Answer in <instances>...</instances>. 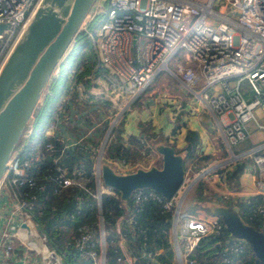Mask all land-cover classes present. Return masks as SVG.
Returning <instances> with one entry per match:
<instances>
[{
  "label": "built area",
  "instance_id": "obj_1",
  "mask_svg": "<svg viewBox=\"0 0 264 264\" xmlns=\"http://www.w3.org/2000/svg\"><path fill=\"white\" fill-rule=\"evenodd\" d=\"M38 2L39 0H0V24L10 26L9 30L0 35V65ZM87 20L84 30L92 39L97 62L107 67L110 73L101 80L108 87H116L124 94L121 111L107 128L91 173L85 171L83 164L68 172L60 161L66 149L89 138L85 135L78 138L66 128L71 122L78 123L81 117L78 108L69 101L60 110L56 121L44 129L45 137L63 143L61 152L54 155V164L46 172L38 173L33 170L31 173V168H38L45 162L47 155L56 152L52 141L42 145L29 143L35 121L33 115L8 163L3 182L5 187L0 189V193L6 192L0 205V257L3 255L6 260L15 255L20 244L29 251L37 252L44 264H65L62 256L46 245L41 226L32 213L38 198L36 193L45 191L48 182L53 184L55 194L79 188L94 198L99 209V236L97 238L93 233L81 234L77 239V247L82 249L89 242H98L99 248L85 251L84 256L92 259L95 264H106L102 196L116 193L103 184L101 165L104 161L118 171L125 167V163L105 161L106 143L125 110L131 107L161 72H170L191 90L202 80L205 81V88L192 92L200 101H207L217 115L229 116V122L223 129L229 149L248 139L251 122L264 130V124L255 115L258 108L264 112V0H98ZM90 25L93 27H89ZM181 50L187 52L196 64V69L190 65H181L175 73L171 71L169 65ZM243 82L248 84L252 99H248L242 92ZM212 87H218L219 91L213 95L206 94V89ZM77 89L79 90L78 87ZM245 156L253 158L260 172L256 180V192L257 195L264 196V143ZM231 157L228 166L237 163L241 156L232 153ZM231 171L227 169L225 176ZM90 183L95 184V190L89 188ZM14 187L18 190L26 187V190L21 192ZM232 194L231 191L225 193V198ZM132 199L136 206L144 201L154 200L165 211H173L175 243L182 264H193L188 256L202 239L217 235L225 227L217 217L202 219L188 214L182 218L180 209L177 210L180 206L178 199L167 200L152 189L137 190ZM82 200L81 196L76 198L77 206H80ZM70 218L73 219L74 216ZM124 221L123 215L118 218V232ZM179 229L184 239L183 255ZM244 242L233 240L229 255L223 259L224 264L230 262L229 256L245 251ZM118 262L140 264L124 252Z\"/></svg>",
  "mask_w": 264,
  "mask_h": 264
},
{
  "label": "trees",
  "instance_id": "obj_2",
  "mask_svg": "<svg viewBox=\"0 0 264 264\" xmlns=\"http://www.w3.org/2000/svg\"><path fill=\"white\" fill-rule=\"evenodd\" d=\"M89 27L93 26L90 25ZM89 43L93 46L87 31L79 32L75 38L74 48L49 82L48 92L44 94V101L41 106L38 105L39 107L34 113L35 121L29 143L42 145L52 141L55 144L56 152L53 155H47L45 162L38 168H31V173L33 170L38 171V173L46 172L54 164V155L61 152L63 143L54 138L45 137L44 129L48 124L56 121L57 115L67 103L70 98L68 96L72 92L69 102L76 103L81 116H87L88 128L92 126V95L84 100L83 105H80L75 101L78 97L76 85L82 84L85 88L84 93H90L92 88L97 86L96 82L110 73L107 67L98 64L95 52L91 55L85 54L84 50L87 49ZM70 59L72 62L69 64ZM63 75H65L64 81L59 85ZM71 76L72 79H70ZM135 104L140 105L141 103L136 102ZM130 111L125 112V119L112 129L105 147V161L137 164L143 157L148 156L149 158L152 154L157 153L156 147L163 143L172 146L177 154L184 157L185 170L191 175L201 172L207 166L210 157L197 154L198 141L195 133H190L186 138V146L183 149H178L162 133L153 132V126L149 122V125H146L148 123H141L138 135H129L126 140L124 137L125 120ZM45 113L47 114L45 115ZM93 113L98 116L99 109ZM40 121L44 126L38 137H35L36 125ZM105 128L101 131L100 136L85 138L79 144L65 150L60 161L68 169V172H71L79 164L84 165L86 172L91 173L93 171L96 155L103 135L107 131L108 123H106ZM173 130L175 132L176 127ZM71 131L78 138L83 133L87 134V129H82L76 125L72 126ZM245 167L246 161L238 162L233 171L227 174V181L233 185H238ZM46 185L45 191L36 193L38 198L32 213L41 226L48 242L47 246L56 250L62 256L65 264H95L92 259L84 256V252L90 249L97 250L99 248L98 242H89L82 249L77 247V239L81 234L93 233L95 237L98 238L99 236V209L94 198L79 188H70L62 194H55L53 184L46 182ZM89 188L95 190V184L90 183ZM15 189L18 190V188ZM207 189L208 185L205 179L198 181L193 187V204L192 206L190 204L183 212L187 215H196L200 210H209L214 202L212 201V194L205 193ZM25 190L26 187L20 188L18 191L23 192ZM115 193L116 195L103 194L102 196L101 212L107 244L106 264H124V262H118V258L123 256L119 247L120 239H125L128 242L132 249L129 255L136 263L178 264L175 249L169 236L172 228L173 211H165L162 205L154 200H147L136 206L132 198L123 201L120 193L118 191ZM78 196L83 197L80 206H77L76 198ZM234 206L245 222L264 232V196L255 195L247 199H240ZM72 215L74 216L73 219L70 218ZM122 215L125 221L121 231L118 232L116 223ZM233 240L234 238L224 227L217 235L204 237L188 259L192 260L193 264H224L223 259L229 255L228 251ZM244 243L245 251L229 256L230 262L226 264H262L248 244Z\"/></svg>",
  "mask_w": 264,
  "mask_h": 264
},
{
  "label": "water",
  "instance_id": "obj_3",
  "mask_svg": "<svg viewBox=\"0 0 264 264\" xmlns=\"http://www.w3.org/2000/svg\"><path fill=\"white\" fill-rule=\"evenodd\" d=\"M97 1L39 0L2 61L0 189L11 156L44 91L74 48L75 38ZM9 28L7 24H0V35ZM156 151L162 157L161 166L139 168L127 174L118 173L110 164L103 163V184L118 191L123 201L130 200L133 193L141 189H152L167 200L176 198L186 183L184 157L167 144L158 145ZM209 171L207 169L196 177L184 195ZM207 213L219 218L234 239L245 241L256 258L264 264V232L245 222L234 205H213ZM173 233H176L175 226ZM179 262L182 264L180 257Z\"/></svg>",
  "mask_w": 264,
  "mask_h": 264
},
{
  "label": "crops",
  "instance_id": "obj_4",
  "mask_svg": "<svg viewBox=\"0 0 264 264\" xmlns=\"http://www.w3.org/2000/svg\"><path fill=\"white\" fill-rule=\"evenodd\" d=\"M192 1L206 2L207 0ZM185 63L186 65H190L193 68H196V64L190 59L188 54L186 56ZM176 81V95H173L171 98L166 100H160V104H151L150 106H148L150 108L149 110L141 109L140 111H138V113L132 112L127 116L128 120L125 122L124 135L126 140L129 135H138V132L140 131L139 125L141 123H148L146 125H149V122L153 126V132L157 134L162 133L165 138L167 137L169 142L174 144L178 149H183L187 144V136L190 133H195L198 141L196 149L197 154L199 156L207 155L210 157L207 166L203 168L201 172L196 173V177L203 173V171L210 169L209 174L203 176L201 179L206 178L205 181L208 185L207 190L211 189L212 191L214 190V192H216L212 194V201L214 202L213 205H234L240 199H247L249 197L257 195L256 180L259 178L260 172L258 171V168L256 167L253 158L246 157L245 155L252 149L264 143V130L259 129L254 122H251L249 124L250 136L248 137V139L239 144L238 146L229 149L226 144V139L223 131L225 125L229 122V116L217 115L211 109L207 101H200L195 97L194 93L192 92V90L201 91L203 88H205V81L202 80L200 84H198L192 90L189 89L180 79L177 78ZM213 89H218L215 92L219 91L218 87H212L206 89L205 93L208 95H213L214 92H211ZM175 127L176 131L174 132L173 129ZM232 153L242 157L238 162L246 161L245 171L240 176L238 185H233L229 183L226 178L227 175L225 176L224 174L227 169H231L233 171L235 165L238 163L237 162L227 167V164L229 165L230 161L228 159L231 158ZM153 158L155 162L153 166H160V163L162 162L161 155H159L158 153H154L151 159ZM141 167L144 168L143 166ZM116 171L118 173H121L118 170ZM186 173L188 174L189 172L187 171ZM207 190H205V193ZM230 191L233 193L231 197L225 198V193H229ZM5 193L6 192L2 191L0 205L4 201V198L6 196ZM182 197H185L184 193H179L176 199L182 201ZM184 200L185 199H183L182 205L184 204ZM201 212L202 210H200V212L196 214V216H199L198 218L209 219L210 217H212L209 216L208 213L205 215V217H202ZM184 215H187V213H184L182 209L181 217L183 218ZM1 224L2 221L0 220V228ZM173 228L174 224L172 221L171 229L173 237V246L176 253V260L178 264H180L179 254L175 243L176 238L175 233H173ZM42 234L45 237L43 232ZM122 240L124 239H121L119 241V247L124 253L129 254L126 252ZM17 244H19V242ZM182 252L183 251L181 248V254L183 255ZM2 256L3 255H1L0 257V264H44L42 257L37 254V252L29 251L20 244L17 246L15 255L11 259L6 260Z\"/></svg>",
  "mask_w": 264,
  "mask_h": 264
},
{
  "label": "rangeland",
  "instance_id": "obj_5",
  "mask_svg": "<svg viewBox=\"0 0 264 264\" xmlns=\"http://www.w3.org/2000/svg\"><path fill=\"white\" fill-rule=\"evenodd\" d=\"M222 4V3H220ZM88 23V20L85 22V25H83V27L81 28V31H85L84 27H86ZM188 26H190V24H187ZM86 55H91L93 52H95L94 49V45L92 46L91 43L88 44L87 49L84 50ZM96 53V52H95ZM186 56H187V52L185 50H181L179 51L175 57L172 59L171 63H170V68L172 69L171 71H173L175 73V71H177L178 67L181 65H186L185 60H186ZM72 62V59H70L69 64ZM68 64V63H67ZM66 64V65H67ZM65 65V66H66ZM195 68V67H194ZM196 69V68H195ZM58 72V70L56 71ZM64 76L62 77L61 81L59 82V85H61L64 81ZM176 76H173L172 74H170V72H161L150 84L149 86L145 89V91L139 96V98H137L133 104H135L136 102H140V105H131V107L129 109H126L125 112H127L128 110H131L130 113L132 112H137L140 111L141 109H147L149 110L150 108L148 106H150L151 104H160V100H166L171 98L173 95L175 94V90H176V80L175 79ZM70 79H72V76L70 77ZM113 81H115V79H112ZM72 82V80H71ZM110 84V83H109ZM95 87L92 88V90L90 91V93H84V86L82 84H78L76 85V92H78V97L76 98V102L79 103L80 105H83V102L85 99H88L87 97L92 95V99H91V109H92V114L91 115V120H92V126L90 128H88V124L86 122V117L85 116H81L78 119V123L76 124H72L73 122L69 123L66 127L68 128V130L71 131L72 126L76 125L82 129H87V134L83 133V135L88 136L90 138H94V137H98L101 134L102 130H105V126L106 123H108V128L109 125L111 124L112 120L116 117V115L121 111L120 108H122L123 105V99H124V94L120 89H117L116 87H111V86H107L105 81L103 80H98L96 82ZM48 87L47 89L44 91L39 106H41V104L44 101L45 98V93L48 92ZM77 87L79 88V90L77 89ZM242 92L244 93V95L248 98V99H252L253 97L251 96L250 91L249 90V86L246 82L242 83ZM74 89V90H75ZM218 90V89H217ZM216 89H213L211 92L215 93V91H217ZM174 91V92H173ZM73 94V92H72ZM71 95H69L68 97L71 98ZM191 97V96H189ZM70 98L68 99V101H70ZM97 101V102H96ZM125 101H126V94H125ZM74 104V103H73ZM105 105V106H104ZM38 106V107H39ZM75 106L77 107L76 103ZM107 107V108H106ZM99 109V115L96 116L93 112L95 110ZM129 113V114H130ZM47 113H45L46 115ZM255 115L256 117L260 120L261 123L264 124V112L261 110V108H258L255 110ZM125 119V113L120 117L119 123ZM128 120V117L126 118L125 122ZM118 124H116L117 126ZM44 126V124L40 121L38 122V124L36 125V129H35V133L34 136L38 137V134L40 132V130L42 129V127ZM106 135V131L103 135V139L104 136ZM33 136V138H34ZM102 139V140H103ZM101 140V142H102ZM154 155V154H152ZM152 155L150 156V158H148V156L143 157L137 164L134 163H125L126 167H123L121 171V174H127V173H131L134 172L135 170L142 168L141 166H143L144 168L149 169L151 166H153L154 162V158L151 159ZM236 155V154H235ZM155 157V156H154ZM232 159L229 158L228 160ZM241 159V157L239 158V160ZM244 159V158H243ZM247 159V158H246ZM227 160V161H228ZM103 163H105L103 161ZM160 163V162H158ZM229 163H231L229 161ZM162 162L160 163L161 166ZM227 164V163H226ZM228 167V164H227ZM124 172V173H123ZM199 175V174H198ZM196 177V174L191 175V173H188L186 175V183L183 187V189L181 190L180 194H183L186 189L189 187V185L192 183V181L194 180V178ZM206 179V178H203ZM5 185L3 184V187H1L4 189ZM194 187V186H193ZM193 187L189 190V192L185 195L184 197V204L182 205L181 211L183 209L186 210L188 206H192L193 202H192V192H193ZM5 190H7V188H5ZM206 193H211L214 194L216 192H214V190L212 191L207 190ZM2 195V193H0V196ZM177 198V197H176ZM1 199V197H0ZM180 201V200H178ZM203 205H205V203H202ZM208 210H202V214L201 216L205 217V215L207 214ZM196 216V215H195ZM197 217H199L197 215ZM170 239H171V243L173 244V237H172V229L170 231ZM32 239V238H31ZM45 239V238H44ZM121 240V239H120ZM179 240H180V245L182 248V251L184 252V239L181 236V232L179 229ZM46 245H48L47 240H45ZM125 250L127 253H131L130 251H132L130 245L128 244V242L124 239L122 240ZM49 248V247H48ZM174 248V247H173Z\"/></svg>",
  "mask_w": 264,
  "mask_h": 264
}]
</instances>
